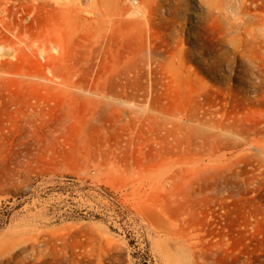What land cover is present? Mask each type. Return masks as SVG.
<instances>
[{"label":"rangeland","instance_id":"rangeland-1","mask_svg":"<svg viewBox=\"0 0 264 264\" xmlns=\"http://www.w3.org/2000/svg\"><path fill=\"white\" fill-rule=\"evenodd\" d=\"M0 264H264V0H0Z\"/></svg>","mask_w":264,"mask_h":264}]
</instances>
